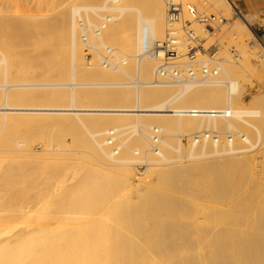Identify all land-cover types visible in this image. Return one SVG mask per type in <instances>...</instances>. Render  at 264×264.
Here are the masks:
<instances>
[{"label": "bare ground", "instance_id": "bare-ground-1", "mask_svg": "<svg viewBox=\"0 0 264 264\" xmlns=\"http://www.w3.org/2000/svg\"><path fill=\"white\" fill-rule=\"evenodd\" d=\"M50 1L51 21L38 20L48 0L0 1V264H264L255 14L232 16L228 0H175L232 20L215 38L243 59L227 53L214 76L168 82L155 80L151 54L164 0ZM16 18L43 35L19 34ZM55 42L54 54L38 49ZM204 130L218 141L191 140ZM41 136L36 152L29 140Z\"/></svg>", "mask_w": 264, "mask_h": 264}, {"label": "built area", "instance_id": "built-area-1", "mask_svg": "<svg viewBox=\"0 0 264 264\" xmlns=\"http://www.w3.org/2000/svg\"><path fill=\"white\" fill-rule=\"evenodd\" d=\"M164 2V38L151 50L152 56L156 58L155 80L168 82L204 80L217 74L223 58L219 56L220 46L214 33L226 19L218 14L198 11L194 6L175 0ZM232 12L234 17L240 16L233 7ZM252 32L264 50V30L259 27ZM233 52L230 55L235 60ZM114 56V49L109 47L101 49L100 58L104 66L114 67ZM227 138L230 140L231 137ZM183 140L187 144L190 143L185 138ZM191 140L194 143L217 142L218 135L213 131L204 130L194 134Z\"/></svg>", "mask_w": 264, "mask_h": 264}, {"label": "rangeland", "instance_id": "rangeland-1", "mask_svg": "<svg viewBox=\"0 0 264 264\" xmlns=\"http://www.w3.org/2000/svg\"><path fill=\"white\" fill-rule=\"evenodd\" d=\"M0 1H3V2H7L8 0H0ZM35 1L37 0H21V3L24 5L25 3L29 4V5H34ZM48 4L49 6L45 7V11H44V14L45 16L43 17H40L38 20L40 21H51L54 19L55 17V14H54V11H55V8L53 7L55 4L51 3L52 1L48 0ZM26 5V4H25ZM35 10V9H34ZM198 11H201V12H205L207 14H214V15H220L219 13H216V12H212L211 9H206V7H203V8H200V9H197ZM36 11V10H35ZM38 13V12H36ZM221 17H223L222 15H220ZM233 16V15H232ZM239 20V19H238ZM29 21V20H28ZM28 21H26L25 19L21 18H16L14 20V23L16 25V27H19L16 29V32H18L19 34H29V36H34V37H37L39 35H43V34H39L37 31H34V30H24L20 27V24L21 23H28ZM233 21L232 20H226L224 22L223 25H229V24H232ZM251 27V30L255 31L257 30L259 27H261V30H264V20H260L259 19V16L258 15H255V18L253 19V23L252 25L250 26ZM219 29V28H218ZM39 34V35H37ZM217 34H218V30L215 31L214 33V36L217 37ZM56 36V34H54ZM246 43H248V40H245ZM227 42L225 40H223L221 43L218 42L219 46H220V49H219V56L220 57H223V56H228L227 53L231 54L232 51H234V56H236V59L237 60H242L243 57L241 56V54L235 49V47L233 45L229 46V47H226V44ZM38 47V46H37ZM223 47H226V50L224 51ZM248 49L251 50V51H255V45L253 42L249 41V44L247 45ZM39 50H51L54 54V52H56L58 49H59V43L58 42H55L54 45H52V48L50 49V46H47V45H43L42 47H38ZM28 50V51H27ZM32 50V47L30 46V49L27 48L26 51L24 52L25 54L26 53H29V51ZM263 50V49H262ZM263 53H264V50H263ZM120 55V54H119ZM121 56V55H120ZM250 61H251V64L254 65L255 64V59L253 57H250ZM262 59L264 60V56L262 57ZM232 60V59H231ZM234 60V59H233ZM18 68H26L28 69L29 71H37L40 69V66H35V65H29V64H26V63H21L20 65H18ZM251 74V78H252V88H251V91L250 93L253 94V93H256L258 91H261L263 94H264V71H263V75H261V78H259V75L258 74H254L253 71H250L249 72ZM39 74V73H38ZM32 79V78H30ZM28 79V80H30ZM21 81H24V80H21ZM256 81H260V84L257 85ZM63 127V126H62ZM60 129V128H58ZM62 130V129H61ZM184 139V138H183ZM182 139V144L185 145L187 143L184 142V140ZM45 138L43 136L40 137V139H30L29 141V144L31 145V147L36 151V152H40L43 148V146H41V143L43 144L45 142ZM62 140L65 141V142H70L71 141V137L68 133H63L62 135ZM261 147H264L261 146ZM255 156L258 160H260V158H258L260 156L259 154V150L255 152ZM261 166V164H257V169H259V167ZM141 168V167H140ZM142 170V169H140ZM262 176L264 178V172L262 173Z\"/></svg>", "mask_w": 264, "mask_h": 264}, {"label": "crops", "instance_id": "crops-1", "mask_svg": "<svg viewBox=\"0 0 264 264\" xmlns=\"http://www.w3.org/2000/svg\"><path fill=\"white\" fill-rule=\"evenodd\" d=\"M233 9L242 15L255 14L264 20V0H228Z\"/></svg>", "mask_w": 264, "mask_h": 264}]
</instances>
